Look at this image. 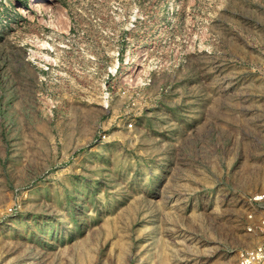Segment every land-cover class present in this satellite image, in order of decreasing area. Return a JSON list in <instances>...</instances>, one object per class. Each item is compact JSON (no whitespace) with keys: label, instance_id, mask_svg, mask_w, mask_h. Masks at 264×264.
<instances>
[{"label":"rangeland","instance_id":"rangeland-1","mask_svg":"<svg viewBox=\"0 0 264 264\" xmlns=\"http://www.w3.org/2000/svg\"><path fill=\"white\" fill-rule=\"evenodd\" d=\"M263 230L264 0H0V264H241Z\"/></svg>","mask_w":264,"mask_h":264},{"label":"built area","instance_id":"built-area-1","mask_svg":"<svg viewBox=\"0 0 264 264\" xmlns=\"http://www.w3.org/2000/svg\"><path fill=\"white\" fill-rule=\"evenodd\" d=\"M264 232V230H263ZM241 264H264V244L250 250L241 258Z\"/></svg>","mask_w":264,"mask_h":264},{"label":"bare ground","instance_id":"bare-ground-1","mask_svg":"<svg viewBox=\"0 0 264 264\" xmlns=\"http://www.w3.org/2000/svg\"><path fill=\"white\" fill-rule=\"evenodd\" d=\"M27 11H28V10H23L22 12H23V13H26Z\"/></svg>","mask_w":264,"mask_h":264}]
</instances>
